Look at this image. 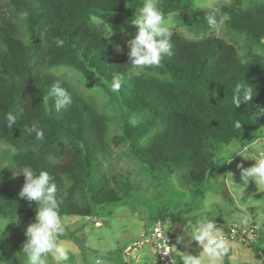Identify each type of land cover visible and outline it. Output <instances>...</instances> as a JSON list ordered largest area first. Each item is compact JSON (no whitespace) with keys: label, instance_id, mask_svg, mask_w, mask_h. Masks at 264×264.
<instances>
[{"label":"trees","instance_id":"1","mask_svg":"<svg viewBox=\"0 0 264 264\" xmlns=\"http://www.w3.org/2000/svg\"><path fill=\"white\" fill-rule=\"evenodd\" d=\"M195 0H160L165 15L176 13L187 29H211L206 15L213 9L232 32L244 34L264 47V2L241 0L214 8ZM244 2L243 8L240 5ZM143 0H0V142L14 149L11 162L22 170L47 171L56 184L60 216L89 217L98 205L119 202L132 189L130 179L108 170L107 117L50 70L70 67L102 88L120 111L135 113V125L121 117V133L111 138L127 143L128 154L151 174L165 167L181 170L183 187L201 184L211 170L218 144L247 139L257 124L264 125V56L241 60L235 47L220 38L189 40L172 31V55L159 67L134 69L127 53H117L108 30L130 25ZM97 19L99 22L95 21ZM63 41L57 46L56 39ZM114 74L123 77L118 92L111 91ZM61 82L72 98L67 110L55 109L47 93ZM255 88L252 101L236 107L237 85ZM16 124L7 126V115ZM239 123L241 127L237 128ZM35 124L43 138L26 131ZM21 187L0 156V216L21 215L34 222L35 202L19 197ZM173 213L158 212L153 221ZM222 229L227 224L217 223ZM60 238L74 239L71 235ZM76 240V239H74ZM7 237L0 233V263ZM228 256L223 263L228 264Z\"/></svg>","mask_w":264,"mask_h":264},{"label":"rangeland","instance_id":"2","mask_svg":"<svg viewBox=\"0 0 264 264\" xmlns=\"http://www.w3.org/2000/svg\"><path fill=\"white\" fill-rule=\"evenodd\" d=\"M237 1L241 0H195L194 5L214 8L221 4L236 5ZM256 1L262 2V0ZM244 5L243 2L237 6L243 8ZM170 14L173 21L171 30L189 40H198L208 35L214 36L231 43L241 60L252 55L264 56V47L254 44L244 34L227 29L224 20L215 29L194 33L187 29L176 13ZM94 20L99 22L97 19ZM105 28L108 30V39L113 48L115 49V45L119 44L123 48L122 53H125L128 50L126 37L130 25H120L113 30ZM50 72L65 81L79 95L92 101L107 117L106 139L109 143L105 160L107 169L127 176L132 185L130 192L121 201L98 205L89 217L61 216L65 227L64 235L68 234L76 239L59 237V242L70 252V264H88L89 258L95 255H103L105 264H141L133 259L126 260L122 249L126 243L154 222L153 217L156 213H167V211L173 213L176 218L160 219L163 226L174 232L175 238L180 236L187 242L191 241V237L187 234L186 218L189 223L196 224L207 216L218 224H235L243 227L238 217L248 215L249 224L259 225L258 230L250 228L251 230L248 229L246 232L247 235L238 234L230 238L228 264H264V185L256 186L254 181H250L246 188H241L243 182L240 169L237 167L238 164L249 167L255 163L251 159L245 160L243 155L237 152L245 156H255L264 151V125L257 124L247 133L246 140H234L227 145L218 144L211 161V170L205 180L199 185L190 184L183 187L179 182L181 170L165 167L157 174H151L128 154L127 143L111 142L113 136L121 133V117L125 115L131 122L133 119L140 121L141 116L120 111L117 104L102 88L90 83L80 72L70 67L58 66L52 68ZM13 153L14 149L11 146L0 142L2 163L17 186L22 188L24 176L16 175L21 170L15 168L11 162ZM230 159L231 161L228 162ZM238 204L240 207L237 206ZM16 217L19 223H13ZM29 223L31 221H24L21 215L12 218L0 216V233L7 237L6 251L0 264H10L9 261L12 264H26L27 258L22 252V247ZM178 246L181 245L177 239L175 256L182 262ZM178 260L176 264H182ZM46 264H55V262L49 257Z\"/></svg>","mask_w":264,"mask_h":264},{"label":"clouds","instance_id":"3","mask_svg":"<svg viewBox=\"0 0 264 264\" xmlns=\"http://www.w3.org/2000/svg\"><path fill=\"white\" fill-rule=\"evenodd\" d=\"M264 2V0H262ZM205 19L209 27L215 29L223 22L226 17L219 16V10L213 9ZM172 15L165 16L160 6V0H143L139 11H136L135 18L131 24L137 28V31L130 35L126 41L130 51L127 53L128 63L134 69L145 67H159L163 56L172 55V46L170 43L173 35L171 31ZM112 34V32H111ZM56 45L62 46L63 41L55 40ZM117 53H122L121 45H115ZM123 77L120 74H114L111 81V91L118 92L121 88ZM236 96L234 102L239 107L243 102H251L256 93L255 88L248 83L237 85L235 88ZM48 97L54 99L56 111L67 110L72 104V98L68 91L61 86L60 81L53 83L47 93ZM7 126L12 127L16 124V117L9 113L6 117ZM138 121L133 119L131 123L135 125ZM239 128L241 125L236 124ZM29 133H35L38 139L43 138V130L33 124L30 128L26 127ZM245 160L251 159L255 163L249 167L238 164L240 177L243 187L246 188L250 181H254L256 186L264 185V151L255 156H245ZM231 159L228 161L230 162ZM23 174L24 183L19 192L21 199L29 202H35L36 214L34 222L27 225L25 230L26 240L23 243L22 252L26 256V264H46L47 258H51L55 264H70V252L68 248L59 242V237L65 232L59 214V204L56 198L57 187L52 182V177L47 171L38 173L30 166H24L17 176ZM231 176V173H229ZM210 200L212 194H209ZM211 207V204L209 205ZM240 207V205H237ZM242 226H248L250 217L242 215L238 217ZM188 225L187 234L191 241H195L202 249L198 254L187 253L181 256L183 264H223L224 257L229 253V241L221 234L214 219L203 217L198 223L191 224L185 219ZM19 223L18 217L15 222ZM8 224V223H7ZM259 227V225H257ZM4 229V228H3ZM3 232V231H2ZM190 241V242H191ZM12 264L11 261H9ZM88 264H105L103 255H95L89 258Z\"/></svg>","mask_w":264,"mask_h":264},{"label":"built area","instance_id":"4","mask_svg":"<svg viewBox=\"0 0 264 264\" xmlns=\"http://www.w3.org/2000/svg\"><path fill=\"white\" fill-rule=\"evenodd\" d=\"M217 227L228 241L231 237L238 234L247 235L246 232L250 228H255L256 231L258 230V227L255 224H249L248 226L243 227H238L235 224H228L226 229H222L218 225ZM145 246L152 247L158 264H176L177 258L175 256L174 234L172 231L166 229L160 220L152 222V224L144 229L139 235L126 243L122 249V254L126 260L132 259L135 257L136 253Z\"/></svg>","mask_w":264,"mask_h":264},{"label":"crops","instance_id":"5","mask_svg":"<svg viewBox=\"0 0 264 264\" xmlns=\"http://www.w3.org/2000/svg\"><path fill=\"white\" fill-rule=\"evenodd\" d=\"M173 234H174V237H175V233L174 232H173ZM177 239H178V243L181 245L180 247L178 246V252H179V254L181 256L184 255V254H187V253H191L193 255H196L200 251H202V249L200 247H198V245H197V243L195 241L187 242V240H185L183 238H180V236H179V238H178V236H176V238H175V246H176ZM230 250H231V247H230ZM175 255H177V254H175ZM229 258H230V254H229L227 259H229ZM132 259L137 261L138 263H141V264H158L157 260H156V256H155L154 250L150 246H146L145 248H143ZM178 262H180V259L178 260ZM180 263L183 264V262H180Z\"/></svg>","mask_w":264,"mask_h":264}]
</instances>
